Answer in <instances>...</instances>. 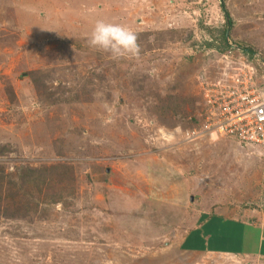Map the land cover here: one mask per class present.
I'll return each instance as SVG.
<instances>
[{
  "label": "rangeland",
  "instance_id": "1",
  "mask_svg": "<svg viewBox=\"0 0 264 264\" xmlns=\"http://www.w3.org/2000/svg\"><path fill=\"white\" fill-rule=\"evenodd\" d=\"M100 19L139 56L90 47ZM246 70L264 82V0H0V166L72 167L1 195L0 264H264L180 246L199 213L264 224V144L205 130L208 89Z\"/></svg>",
  "mask_w": 264,
  "mask_h": 264
},
{
  "label": "built area",
  "instance_id": "2",
  "mask_svg": "<svg viewBox=\"0 0 264 264\" xmlns=\"http://www.w3.org/2000/svg\"><path fill=\"white\" fill-rule=\"evenodd\" d=\"M256 76L246 70L235 76L233 85H213L208 89L206 131H227L244 146L264 144V82L258 85Z\"/></svg>",
  "mask_w": 264,
  "mask_h": 264
},
{
  "label": "crops",
  "instance_id": "3",
  "mask_svg": "<svg viewBox=\"0 0 264 264\" xmlns=\"http://www.w3.org/2000/svg\"><path fill=\"white\" fill-rule=\"evenodd\" d=\"M206 215H209V218H204ZM257 228L264 232V224L222 216L214 212L199 213L182 235L180 246L185 252L190 253H221L259 260L264 257L260 252L254 251L259 248V244L254 250L248 247L249 233ZM263 236L260 245L264 243Z\"/></svg>",
  "mask_w": 264,
  "mask_h": 264
},
{
  "label": "trees",
  "instance_id": "4",
  "mask_svg": "<svg viewBox=\"0 0 264 264\" xmlns=\"http://www.w3.org/2000/svg\"><path fill=\"white\" fill-rule=\"evenodd\" d=\"M226 32H227V29L225 30V34L223 36L224 43L226 47H230V44L226 40V37H227ZM35 77H32L33 83L36 85V87L40 91V94L43 95V92L47 93L46 88L42 89L41 86H39L38 81L35 80ZM67 164L68 163H57V164H53L51 167H42V168L24 166L18 170V176L15 178L9 173H5L4 168L0 166V207L3 202L1 195L4 192L10 193V194L13 193V194H16L17 196L20 195L19 197H15V199L16 200L19 199L23 201L26 198L25 197L26 192L29 195H32L33 191L35 190L40 192L42 189L41 188L42 185H44L52 177L56 176L57 174L67 175L69 172H71L72 167ZM211 217L213 216L211 215ZM204 218H209V215H206Z\"/></svg>",
  "mask_w": 264,
  "mask_h": 264
},
{
  "label": "clouds",
  "instance_id": "5",
  "mask_svg": "<svg viewBox=\"0 0 264 264\" xmlns=\"http://www.w3.org/2000/svg\"><path fill=\"white\" fill-rule=\"evenodd\" d=\"M88 44L114 60L137 57L140 53L138 36L134 30L125 24L103 19L95 22Z\"/></svg>",
  "mask_w": 264,
  "mask_h": 264
},
{
  "label": "water",
  "instance_id": "6",
  "mask_svg": "<svg viewBox=\"0 0 264 264\" xmlns=\"http://www.w3.org/2000/svg\"><path fill=\"white\" fill-rule=\"evenodd\" d=\"M225 14H226L227 19L229 20V15H228V13L226 11H225ZM229 26H228V29H227V35H226L227 38H229ZM235 47L241 49L242 51H246L248 53L254 54V51H252L251 49H249L247 47L238 46V45H235Z\"/></svg>",
  "mask_w": 264,
  "mask_h": 264
},
{
  "label": "flooded vegetation",
  "instance_id": "7",
  "mask_svg": "<svg viewBox=\"0 0 264 264\" xmlns=\"http://www.w3.org/2000/svg\"><path fill=\"white\" fill-rule=\"evenodd\" d=\"M227 18V17H226ZM228 20V19H227ZM228 25H230V19L228 20Z\"/></svg>",
  "mask_w": 264,
  "mask_h": 264
},
{
  "label": "bare ground",
  "instance_id": "8",
  "mask_svg": "<svg viewBox=\"0 0 264 264\" xmlns=\"http://www.w3.org/2000/svg\"><path fill=\"white\" fill-rule=\"evenodd\" d=\"M166 137V136H165Z\"/></svg>",
  "mask_w": 264,
  "mask_h": 264
}]
</instances>
